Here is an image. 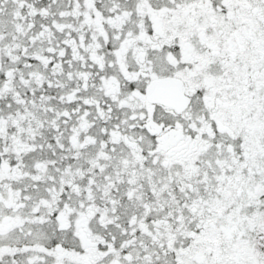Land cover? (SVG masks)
<instances>
[{
  "label": "snow or ice",
  "instance_id": "6c2138e0",
  "mask_svg": "<svg viewBox=\"0 0 264 264\" xmlns=\"http://www.w3.org/2000/svg\"><path fill=\"white\" fill-rule=\"evenodd\" d=\"M0 264H264V0H0Z\"/></svg>",
  "mask_w": 264,
  "mask_h": 264
}]
</instances>
